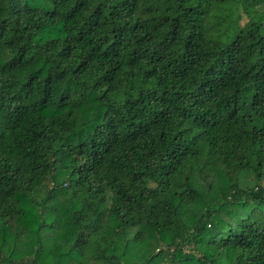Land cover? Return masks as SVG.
I'll use <instances>...</instances> for the list:
<instances>
[{"label": "clouds", "instance_id": "obj_1", "mask_svg": "<svg viewBox=\"0 0 264 264\" xmlns=\"http://www.w3.org/2000/svg\"><path fill=\"white\" fill-rule=\"evenodd\" d=\"M0 264H264V0H0Z\"/></svg>", "mask_w": 264, "mask_h": 264}]
</instances>
